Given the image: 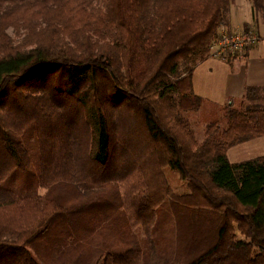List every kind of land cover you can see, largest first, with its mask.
<instances>
[{"label": "trees", "instance_id": "obj_1", "mask_svg": "<svg viewBox=\"0 0 264 264\" xmlns=\"http://www.w3.org/2000/svg\"><path fill=\"white\" fill-rule=\"evenodd\" d=\"M231 1L0 0V264H44L93 222L120 241L68 264H264V156L227 157L264 137L256 89L200 142L185 117Z\"/></svg>", "mask_w": 264, "mask_h": 264}, {"label": "crops", "instance_id": "obj_2", "mask_svg": "<svg viewBox=\"0 0 264 264\" xmlns=\"http://www.w3.org/2000/svg\"><path fill=\"white\" fill-rule=\"evenodd\" d=\"M247 3L236 5V10L241 7L239 11L231 6L228 27L232 31L242 30L243 26L251 24L252 7L249 2ZM257 33L261 37L260 42L248 49L243 59L232 57L226 61L208 58L196 67L192 76L193 90L197 96L205 100V104L209 101L220 109L232 102L239 105L246 99L247 90L252 88L256 89L255 95L251 101L245 100L247 104L264 103V29L259 32L257 30ZM260 140H264V137L248 142ZM232 148L227 152L228 160L232 164L240 163L229 159V151Z\"/></svg>", "mask_w": 264, "mask_h": 264}, {"label": "rangeland", "instance_id": "obj_3", "mask_svg": "<svg viewBox=\"0 0 264 264\" xmlns=\"http://www.w3.org/2000/svg\"><path fill=\"white\" fill-rule=\"evenodd\" d=\"M247 2H249V1L248 0H232L231 1L229 9L227 11V26L225 28L231 30V28L228 27L229 26L228 25V17H229L230 11L232 9L231 6H233V8H234L236 5L239 6L240 3L243 4V3H247ZM249 4H251V3L249 2ZM246 5H248V3ZM240 8L241 7H238V9L236 10V7H235L234 10L239 11ZM246 29L256 31V32H257V30H258V32L263 30L264 29V17L257 14L256 18L254 19L253 15H252V21H251L250 25L249 24L245 25L242 27V30H239V31L234 30L233 32H242ZM6 31H7V34L11 37V39L13 38L15 40V42L21 40L22 37L20 35H18L17 33H15L12 26H10ZM23 33H24V31L22 30V31H20L19 34H23ZM213 59H215V58H213ZM219 60H226V59H219ZM35 101H39V97H36ZM43 102H44L43 100L40 101L41 105H43ZM259 107L264 109V103L262 102L259 105ZM221 112L222 111H221L220 107H218L215 104H212L211 102L208 101V103L206 105H204L201 108V110L191 112V113H187L185 115V117L187 118V120L190 123L191 129L193 130L197 141L200 142L204 139L205 129L209 124L221 119V115H222ZM262 141H264V140H260V142L253 141V142L243 143V145H241V144L237 145L238 146V147L236 146L237 148H232L229 151V159L231 161L235 160L233 162H241V161L243 162V161H249V160H253V159H256L258 157L264 156V142H262ZM166 177H167V180L170 183V185L173 187V190L177 194L188 193L187 184L184 183L183 181H181L180 176L177 173L167 171ZM138 180H139V183L143 187L142 196L144 199H147V197H148L147 196V189H146L143 177H142L140 172H138ZM45 193H46V189H44V188H40L37 191V194L39 196H43V195H45ZM5 196L6 195H4V194H0V201H2L3 198H5ZM92 224L95 225L94 229L90 228V229H87V230H84V231L78 233V238L76 237L75 239H72L71 241L68 240L66 243V246H65V244L64 245H55V248H53L51 250V252H49V255H43L44 259L42 260V262L44 264H68L69 260H68V257L65 256V254H67L68 256L73 258L81 250H84V249L93 250V249H95L97 239H99V237L101 235H103V237L107 236V239L113 238L116 241V243L118 241H120L119 237H118V230L115 227L106 228L107 224H109V223H105L106 226H105V224L104 225L99 224L97 226L96 222H93ZM104 230H106V231H104ZM141 239H145V237L141 236ZM66 247H68V248H66ZM41 248H42V251H45V247L43 244L41 245ZM32 250L35 251L34 249H32ZM78 264H91V262L81 261Z\"/></svg>", "mask_w": 264, "mask_h": 264}, {"label": "built area", "instance_id": "obj_4", "mask_svg": "<svg viewBox=\"0 0 264 264\" xmlns=\"http://www.w3.org/2000/svg\"><path fill=\"white\" fill-rule=\"evenodd\" d=\"M225 27H222L219 37L210 45V58L227 60L236 57L243 59L246 51L257 45L261 40L256 31L246 29L242 32H233Z\"/></svg>", "mask_w": 264, "mask_h": 264}]
</instances>
